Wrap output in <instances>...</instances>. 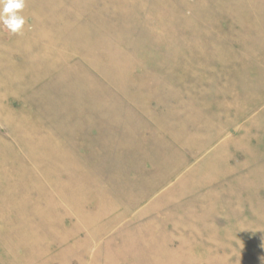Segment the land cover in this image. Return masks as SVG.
Wrapping results in <instances>:
<instances>
[{
    "label": "rangeland",
    "instance_id": "1",
    "mask_svg": "<svg viewBox=\"0 0 264 264\" xmlns=\"http://www.w3.org/2000/svg\"><path fill=\"white\" fill-rule=\"evenodd\" d=\"M0 24V264H264V0H24Z\"/></svg>",
    "mask_w": 264,
    "mask_h": 264
},
{
    "label": "clouds",
    "instance_id": "2",
    "mask_svg": "<svg viewBox=\"0 0 264 264\" xmlns=\"http://www.w3.org/2000/svg\"><path fill=\"white\" fill-rule=\"evenodd\" d=\"M24 8V0H0V24L12 33H18L25 20L19 13Z\"/></svg>",
    "mask_w": 264,
    "mask_h": 264
}]
</instances>
